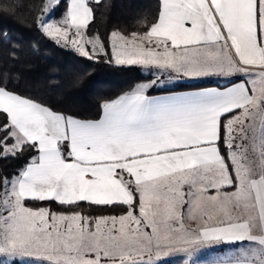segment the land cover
<instances>
[{
	"label": "snow or ice",
	"instance_id": "snow-or-ice-1",
	"mask_svg": "<svg viewBox=\"0 0 264 264\" xmlns=\"http://www.w3.org/2000/svg\"><path fill=\"white\" fill-rule=\"evenodd\" d=\"M43 12L38 28L56 44L108 55L88 34L90 0H45ZM139 23L143 32L110 33L111 55L163 79L104 102L96 119L0 76V160H25L0 175V264H166L176 254L201 264L206 249L227 253L210 264H264V0H160L153 22ZM202 77L229 86L149 94ZM49 201L69 211L31 206Z\"/></svg>",
	"mask_w": 264,
	"mask_h": 264
},
{
	"label": "trees",
	"instance_id": "trees-1",
	"mask_svg": "<svg viewBox=\"0 0 264 264\" xmlns=\"http://www.w3.org/2000/svg\"><path fill=\"white\" fill-rule=\"evenodd\" d=\"M160 0H90L95 19L88 34H98L108 55L97 54L88 59L74 49L58 45L42 34L38 23L45 19V0H0V76L15 91L29 96L53 109L82 119H96L101 105L131 92L137 85L156 80L153 71L140 65H119L111 55L110 33L120 30L125 35L143 32L144 24L153 22ZM19 5V6H17ZM63 5V0H62ZM65 12L61 6L55 17ZM163 78V77H162ZM204 79L176 86L158 87L150 95L215 85ZM229 86L228 82L219 84ZM163 89V90H161ZM25 160H0V175H10ZM32 207H50L53 211L69 209L55 202H32ZM91 216L122 214V206H85L80 209Z\"/></svg>",
	"mask_w": 264,
	"mask_h": 264
},
{
	"label": "rangeland",
	"instance_id": "rangeland-1",
	"mask_svg": "<svg viewBox=\"0 0 264 264\" xmlns=\"http://www.w3.org/2000/svg\"><path fill=\"white\" fill-rule=\"evenodd\" d=\"M45 18H47V13ZM71 48V46H68ZM148 69L145 68V71ZM159 70L158 71H153V74L156 76V79H163L162 77L158 76ZM217 82L223 83L228 81V78L224 77H213L211 78ZM191 78H185V79H180V80H171L163 83L162 85H159V87H167V86H176L180 83H189ZM191 83V82H190ZM227 253L224 251H214L211 249H206L203 250L201 253L198 254L197 257H194V259H199L201 261V264H207L210 261L219 259L220 257L226 255ZM188 257L184 254H176L174 256L170 257H165L163 260L166 262V264H184V261L187 260ZM189 264H191V261H189Z\"/></svg>",
	"mask_w": 264,
	"mask_h": 264
},
{
	"label": "crops",
	"instance_id": "crops-1",
	"mask_svg": "<svg viewBox=\"0 0 264 264\" xmlns=\"http://www.w3.org/2000/svg\"><path fill=\"white\" fill-rule=\"evenodd\" d=\"M114 58V57H113ZM213 77H202V78H191L190 82H196V81H201V80H204V79H211ZM189 82V83H190ZM214 82L216 83L215 85H211V86H206V87H202V88H194V89H184V90H179V91H174V92H164V93H159V94H154V96H157V95H168L170 93H176V94H180V93H187V92H194V91H199V90H202V89H209V88H219V89H223L224 87H220L219 84H221L220 82H217L214 80ZM228 82V81H226ZM225 83V82H223ZM127 94V93H126ZM125 95V94H123ZM122 96V95H121ZM120 97V96H119ZM118 97V98H119ZM117 99V98H116ZM115 100V99H114ZM112 101V100H111ZM214 261V260H213ZM211 262V261H210ZM210 262H208L207 264H210Z\"/></svg>",
	"mask_w": 264,
	"mask_h": 264
}]
</instances>
